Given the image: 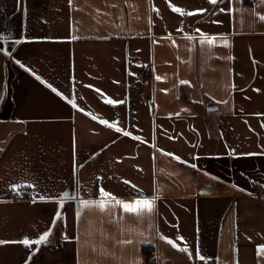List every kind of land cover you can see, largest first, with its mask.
<instances>
[{"label": "crops", "instance_id": "obj_1", "mask_svg": "<svg viewBox=\"0 0 264 264\" xmlns=\"http://www.w3.org/2000/svg\"><path fill=\"white\" fill-rule=\"evenodd\" d=\"M260 17L264 0H0V264H264ZM101 189L154 210L82 208Z\"/></svg>", "mask_w": 264, "mask_h": 264}, {"label": "snow or ice", "instance_id": "obj_2", "mask_svg": "<svg viewBox=\"0 0 264 264\" xmlns=\"http://www.w3.org/2000/svg\"><path fill=\"white\" fill-rule=\"evenodd\" d=\"M210 3L216 4L218 0H209ZM170 7H172L170 5ZM172 11L179 13L181 15H195L196 13L194 12H185L183 9L179 7H172ZM260 19H264V17H260ZM204 34H202L203 36ZM217 39L223 40L224 41V46H228V41L226 37H207L204 36V38L201 40L202 44H207L209 47L213 46L216 42ZM157 79H160V77H157ZM182 83H186L182 81ZM111 102V101H109ZM116 131H120L119 128L116 129ZM125 135H128V133H124ZM194 167V166H193ZM127 183V182H126ZM100 199L95 200V201H81L82 208H90V207H96L99 208L101 211H103L106 207H108L110 204L113 207H120L122 211L126 214L130 215H137L139 216L140 214L144 212L151 213L154 210L155 207V200L156 198L152 199H135L131 202H126L124 200L118 199L112 194L104 191L103 189L100 190L99 193ZM60 213L57 212V218H59ZM49 235L48 232H45L43 235H40L38 239L36 240H28L25 239L21 241V243L25 245H42L46 242L47 236ZM163 238V237H162ZM179 239V237H178ZM169 244H172V241H166ZM175 247V245H173ZM180 251H184L185 249H178ZM199 255V253H197ZM257 255L258 256H264V246H258L257 248ZM203 259V257H201Z\"/></svg>", "mask_w": 264, "mask_h": 264}, {"label": "built area", "instance_id": "obj_3", "mask_svg": "<svg viewBox=\"0 0 264 264\" xmlns=\"http://www.w3.org/2000/svg\"><path fill=\"white\" fill-rule=\"evenodd\" d=\"M250 3H254L256 0H248ZM145 72L147 73L145 75V79L148 80L151 78V68L149 65L145 66L144 68ZM12 198L14 200H25L28 198V194L26 193V191L24 189H14L12 190Z\"/></svg>", "mask_w": 264, "mask_h": 264}, {"label": "trees", "instance_id": "obj_4", "mask_svg": "<svg viewBox=\"0 0 264 264\" xmlns=\"http://www.w3.org/2000/svg\"><path fill=\"white\" fill-rule=\"evenodd\" d=\"M142 251L144 253L146 262H150L152 256V248L150 246H144L142 247Z\"/></svg>", "mask_w": 264, "mask_h": 264}]
</instances>
